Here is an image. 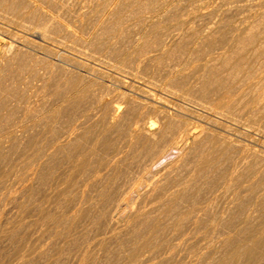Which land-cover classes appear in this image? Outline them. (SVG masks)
Here are the masks:
<instances>
[{"label":"rangeland","instance_id":"rangeland-1","mask_svg":"<svg viewBox=\"0 0 264 264\" xmlns=\"http://www.w3.org/2000/svg\"><path fill=\"white\" fill-rule=\"evenodd\" d=\"M15 1L0 0V264H130L146 240L155 248L145 255L156 257L147 264H177L185 257L178 264H219L229 244L241 241L240 227L263 234L264 0ZM253 25L257 42L231 51L234 39ZM224 58L231 66L223 65ZM118 105L122 122L136 119L162 129L156 142L184 135L183 150L150 166L139 150L125 147L127 129L119 136L112 128L111 110ZM57 110L61 114L49 118ZM215 149L212 174L199 169ZM226 150L225 159L220 153ZM244 156L257 163L253 191L229 180ZM179 227L186 235L176 232ZM170 239L188 249L175 258L180 247ZM167 241L172 250H165ZM193 248L196 258L188 254Z\"/></svg>","mask_w":264,"mask_h":264},{"label":"bare ground","instance_id":"bare-ground-1","mask_svg":"<svg viewBox=\"0 0 264 264\" xmlns=\"http://www.w3.org/2000/svg\"><path fill=\"white\" fill-rule=\"evenodd\" d=\"M4 1V0H3ZM15 1V0H14ZM19 1V0H18ZM7 2V1H6ZM6 2H4V3H6ZM16 2V1H15ZM21 2H22V0H21ZM202 2V1H201ZM254 2H257V1H254ZM14 4V3H13ZM16 4V3H15ZM17 5V4H16ZM247 5V4H246ZM245 5V6H246ZM250 5V4H249ZM202 6V5H201ZM236 6V5H235ZM240 6H242V5H240ZM245 6H243V7H245ZM248 6V5H247ZM246 6V7H247ZM240 8V7H239ZM234 10V9H233ZM251 10H252V8H251ZM249 11V10H248ZM8 13V12H7ZM225 13V12H224ZM228 13V12H227ZM233 13V12H232ZM54 14V13H53ZM139 14V13H138ZM169 14H170V12H169ZM173 14V13H172ZM10 15V14H9ZM48 15V14H47ZM198 15V14H197ZM202 15V14H201ZM52 16V15H51ZM245 16V15H244ZM49 17V16H48ZM52 18V17H51ZM58 18V17H57ZM163 18V17H162ZM228 18V17H227ZM48 19V18H47ZM181 19V18H180ZM185 19V18H184ZM56 20V19H55ZM195 21H196V19H195ZM59 22H61V21H59ZM199 22H201V20L199 21ZM217 22V21H216ZM62 23V22H61ZM194 23V22H193ZM45 24V23H44ZM198 24V23H197ZM200 24V23H199ZM192 25V24H191ZM196 26V25H195ZM213 26V25H212ZM219 26V25H218ZM233 26V25H232ZM119 27V26H118ZM177 27V26H176ZM175 27V28H176ZM190 27V26H189ZM200 26H198V28H199ZM209 27V26H208ZM111 28H112V26H111ZM192 28V27H191ZM212 28V27H211ZM231 28V27H230ZM255 25H253V26H251L248 30H249V32L248 33H246L245 35H243V34H241V35H239V36H237L235 39H234V43H233V45H231V51H236V49H241V50H244L245 49V47H248V46H252V45H254L256 42H257V39L260 37L259 35H257V32H254L255 31ZM68 29V28H67ZM71 29V28H70ZM184 29V28H183ZM203 29H205V28H203ZM224 29H225V27H224ZM21 30V29H20ZM189 30V29H188ZM247 30V29H246ZM27 31V30H26ZM40 31V30H39ZM45 31V30H44ZM58 31V30H57ZM60 31V30H59ZM202 31V30H201ZM204 31V30H203ZM207 31V33H208V30H205V32ZM17 32V31H16ZM47 32V31H46ZM91 32V31H90ZM172 32V31H171ZM211 32H214V31H211ZM229 32V31H228ZM180 33V32H179ZM181 33L183 34V32L181 31ZM180 33V34H181ZM187 33V32H186ZM158 34V33H157ZM195 34H196V32H195ZM197 34H199V32L197 33ZM203 34H205V33H203ZM143 35V34H142ZM144 35H145V33H144ZM175 35V34H174ZM202 35V34H201ZM44 34H42V33H39V32H37V36H36V38L37 39H39V40H41L42 42L44 41ZM167 36V35H166ZM182 36V35H181ZM215 36V35H214ZM223 36V35H222ZM35 37V36H34ZM52 37V36H51ZM141 37V36H140ZM156 37H157V35H156ZM163 37V36H162ZM161 37V38H162ZM201 38V37H200ZM264 38V37H263ZM26 39V38H25ZM147 39V38H146ZM163 39H165V38H163ZM169 39V38H168ZM177 39V38H176ZM174 37H172L171 36V39H169V41L170 42H174L175 40H176ZM24 40V39H23ZM27 40V39H26ZM97 40V39H96ZM112 40V39H111ZM138 40V39H137ZM153 40V39H152ZM162 40V39H161ZM161 40H159V41H161ZM13 41H14V39H13ZM21 41V40H20ZM26 42V41H25ZM41 42V43H42ZM88 42V41H87ZM127 43H129V41H126ZM148 42V41H147ZM198 42V41H197ZM34 43V42H33ZM40 43V44H41ZM140 43V42H139ZM11 44V43H10ZM9 44V45H10ZM137 44V43H136ZM142 44V43H141ZM160 44V43H159ZM165 44V43H164ZM42 45V44H41ZM53 45V44H52ZM135 45V44H134ZM170 45V44H169ZM168 44H166V46H169ZM201 45V44H200ZM34 46V45H33ZM117 46V45H116ZM157 46V45H156ZM162 46V45H161ZM208 46V45H207ZM30 47V46H29ZM135 47V46H134ZM165 47V46H164ZM6 48V47H5ZM14 48V45H11V46H9L8 47V49L9 50H4L3 51V53L2 54H5V53H9V52H11V50ZM32 48V47H31ZM98 48H101V47H98ZM107 48V47H106ZM18 49V48H17ZM20 49V48H19ZM155 49H156V47H155ZM160 49V48H159ZM193 49V48H192ZM141 50V49H140ZM145 50V49H144ZM156 50H158V48L156 49ZM165 50H167V49H165ZM206 50V49H205ZM8 51V52H7ZM19 51V50H18ZM56 51V50H55ZM25 52V51H24ZM99 52V51H98ZM110 52V51H109ZM144 52V51H143ZM162 52H164V51H162ZM94 53V52H93ZM92 53V54H93ZM96 53V52H95ZM152 53V52H151ZM160 53V52H159ZM205 53V52H204ZM227 53H228V51H227ZM57 54V53H56ZM62 53H60V55H61ZM110 54V53H109ZM144 54V53H143ZM167 54V53H166ZM94 55V54H93ZM93 55H91V56H93ZM111 55V54H110ZM142 55V54H141ZM201 55V54H200ZM200 55H199V57H200ZM15 56H16V54H15ZM33 56V55H32ZM74 56V55H73ZM95 56V55H94ZM132 56V55H131ZM140 56V55H139ZM142 56H144V55H142ZM152 56V55H151ZM162 56V55H161ZM35 57V56H34ZM133 57V56H132ZM141 57V56H140ZM147 57V56H146ZM159 57V56H158ZM10 58V57H9ZM78 58V57H77ZM137 58H138V56H137ZM147 58H150V57H147ZM161 58V57H160ZM23 59V58H22ZM90 59V58H89ZM136 59V58H135ZM141 58H139V60H140ZM143 59V58H142ZM170 59V58H169ZM209 59V58H208ZM3 60V59H2ZM154 60V59H153ZM157 60H158V58H157ZM156 60V61H157ZM218 60V59H217ZM244 60V59H243ZM102 61V60H101ZM125 61V60H124ZM141 61V60H140ZM149 61V60H148ZM139 62V61H138ZM145 62V61H144ZM153 62V61H152ZM125 63V62H124ZM134 63V62H133ZM146 63V62H145ZM222 63H223V65H225V67H228V66H231V62H230V60H227V59H225L224 58V60L222 61ZM55 64V63H54ZM147 64H148V62H147ZM151 64V63H150ZM145 65V64H144ZM6 66V65H5ZM147 66V65H146ZM148 66H149V64H148ZM240 64L239 63H236L235 64V69H240ZM134 67V66H133ZM143 68V67H142ZM147 68V67H146ZM100 70V69H99ZM112 70V69H111ZM151 71V70H150ZM140 72V71H139ZM147 72V71H146ZM221 73V72H220ZM41 74V73H40ZM127 74V73H126ZM140 74V73H139ZM53 75V74H52ZM89 75V74H88ZM54 76V75H53ZM138 77V76H137ZM231 77V76H230ZM240 77V76H239ZM32 78V77H31ZM184 79V78H183ZM127 80V79H126ZM213 80V79H212ZM122 81V80H121ZM35 82V81H34ZM136 82V81H135ZM38 83V82H37ZM260 84H263L264 85V79L263 80H261L260 81ZM48 85V84H47ZM222 85V84H221ZM40 86V85H39ZM256 86V85H255ZM129 87V86H128ZM145 87V86H144ZM83 88V87H82ZM85 88V87H84ZM131 90V89H130ZM41 91V90H40ZM149 91V90H148ZM258 92V91H257ZM17 93V92H16ZM46 93V92H45ZM163 93V92H162ZM175 94V93H174ZM69 95V94H68ZM262 95V94H261ZM70 96H71V94H70ZM125 96V95H124ZM149 96V95H148ZM32 97V96H31ZM73 97V96H72ZM237 97V96H236ZM124 98V97H123ZM127 98V97H126ZM247 98V97H246ZM130 99H132V98H130ZM60 100V99H59ZM94 100V99H93ZM101 100V99H100ZM122 100V99H121ZM120 100V101H121ZM125 100V99H124ZM154 100V99H153ZM68 101V100H67ZM70 102V101H69ZM100 103H102V102H100ZM139 104V103H138ZM98 105V104H97ZM101 105V104H100ZM24 107V106H23ZM65 107V106H64ZM71 107V106H70ZM123 107V106H122ZM134 107H136V106H134ZM148 107V106H147ZM63 108V107H62ZM153 108V107H152ZM195 108V107H194ZM123 109V108H122ZM142 109V108H141ZM146 109V108H145ZM125 110V109H124ZM121 108L119 107V105L118 106H114L113 108H112V110H111V114H110V119H111V124H112V128L113 129H116V133L119 135V136H123L124 134H125V131H124V128L125 129H127V132L128 133H126L127 134V137H128V141L126 142L127 144H126V146L125 147H127V149H129V150H131V151H133V150H139V152H140V157L142 158V160H144L145 162H148L149 164H150V166H153V165H155L162 157H163V155L164 154H166L167 152H169V151H174V150H177V151H182L183 150V144H184V135L183 136H179L180 138H172L171 140H166V141H164V142H156L154 139H156L155 138V136H157L158 135V132H160L162 129H160L159 128V131H155V127H154V123H150V128L149 127H147V123H145V122H142V121H140V120H136V119H132V120H127L126 122H122L121 121V115H120V113H121ZM52 112V111H51ZM54 112V111H53ZM61 110H57V111H55L54 113H52V114H50L49 113V118H52L55 114L56 115H60L61 114ZM123 112V111H122ZM145 112V111H144ZM90 113V112H89ZM5 114V113H4ZM69 116V115H68ZM106 116H107V114H106ZM105 116V117H106ZM109 116V115H108ZM88 117V116H87ZM156 117V116H155ZM154 117V119H156ZM24 118V117H23ZM109 119V120H110ZM250 119V118H249ZM73 121H75V120H73ZM77 121V120H76ZM151 121V120H150ZM156 121V120H155ZM155 121H153V122H155ZM83 122V121H82ZM87 122V121H86ZM148 122V121H147ZM158 122V121H157ZM163 122V121H162ZM175 122V121H174ZM76 124V123H75ZM149 125V124H148ZM156 125V124H155ZM76 126V125H75ZM126 126H127V128H126ZM181 126V125H180ZM16 130H18V129H16ZM80 130V129H79ZM107 130V129H106ZM157 130V129H156ZM188 130V129H187ZM75 131V130H74ZM172 131V130H171ZM200 132V131H199ZM183 133H185V132H183ZM161 134V133H160ZM172 134V133H171ZM177 134V133H176ZM190 134V133H189ZM188 134V135H189ZM193 134H195V132L193 133ZM8 135V134H7ZM202 135V134H201ZM64 136V135H63ZM192 136V135H191ZM190 136V137H191ZM233 136V135H232ZM199 137H200V135H199ZM237 137V136H236ZM3 138V137H2ZM76 138V137H75ZM78 138V137H77ZM94 139H96V138H94ZM93 139V140H94ZM1 140V139H0ZM190 140V139H189ZM228 140V139H227ZM213 142H215V141H213ZM226 142V141H225ZM121 143V142H120ZM187 143V142H186ZM30 144V143H29ZM228 144V143H227ZM216 145V144H215ZM236 145H237V143H236ZM58 146V145H57ZM219 146V145H218ZM37 147V146H36ZM39 147V146H38ZM102 147V146H101ZM120 147V146H119ZM76 148V147H75ZM198 148V147H197ZM231 148V147H230ZM229 148V149H230ZM85 149V148H84ZM233 149V148H232ZM237 149V148H236ZM92 150V149H91ZM188 150V149H187ZM228 150V149H227ZM222 151V153H220V155H221V157L222 158H227V156H228V151ZM50 151H51V149H50ZM95 151V150H94ZM83 152V151H82ZM138 152V153H139ZM188 152V151H187ZM63 153V152H62ZM121 152H117L116 154H115V156H118L119 154H120ZM128 153V152H127ZM137 153V152H136ZM216 153V149L212 152V154H210L211 156L210 157H207V158H204V159H202L201 161H200V164H198V162H197V164L198 165H201V167L199 168V169H204V168H210L209 170L211 171V174H212V171L214 170V166L215 165H217V163H218V157H216V155H214ZM52 154V153H51ZM69 154V153H68ZM72 154V153H71ZM107 154H109L108 152H107ZM122 154H123V152H122ZM121 154V155H122ZM244 154V153H243ZM48 156H49V153L47 154ZM64 155H65V153H64ZM70 155V154H69ZM125 155V154H124ZM179 155V154H178ZM51 156V155H50ZM176 156V155H175ZM260 156H261V154H260ZM98 157V156H97ZM122 157V156H121ZM136 157V156H135ZM174 157V156H173ZM220 157V158H221ZM68 158V157H67ZM66 158V159H67ZM130 158V157H129ZM115 159V158H114ZM118 159V158H117ZM138 159H140V158H138ZM184 159V158H183ZM250 159V158H249ZM78 160V159H77ZM110 160V159H109ZM127 160V159H126ZM197 160V159H196ZM251 160V159H250ZM58 161V160H57ZM92 161V160H91ZM133 161H135V160H133ZM132 161V162H133ZM172 161V160H171ZM101 162V161H100ZM106 162V161H105ZM107 162H108V159H107ZM130 162V161H129ZM178 162V161H177ZM94 163V162H93ZM103 163V162H102ZM112 163H113V161H112ZM125 163V162H124ZM140 163H143L142 161L140 162ZM139 163V164H140ZM147 163V164H148ZM160 163V162H159ZM224 163L226 164V162L224 161ZM74 164V163H73ZM92 164V163H91ZM145 164V163H144ZM93 165H95V163L94 164H92V166ZM164 165V164H163ZM70 166V165H69ZM146 166V165H145ZM235 168H234V170L231 172V174H230V181L232 180V181H236L237 182V186L238 187H247L250 191H253L256 187H258L254 182H253V180H254V178L256 177V175H257V173H258V170H257V163H255V162H251V163H249V161H248V158L246 157V156H244V157H240L237 161H236V163H235ZM94 167V166H93ZM97 167V166H96ZM102 167H103V164H102ZM131 167V166H130ZM137 167H139V166H137ZM137 167L135 166V169H137ZM143 167H144V165H143ZM89 168H90V166H89ZM99 168V167H98ZM101 168V167H100ZM99 168V169H100ZM109 168V167H108ZM132 168V167H131ZM140 169H141V167H139ZM221 168V167H220ZM219 168V169H220ZM112 169V168H111ZM115 169V168H114ZM151 169V168H150ZM157 169V168H156ZM262 169V168H261ZM29 170V169H28ZM45 170H47V169H45ZM101 170H102V168H101ZM105 170H107V168L105 169ZM110 170V169H109ZM123 170H124V168H123ZM139 170V169H138ZM152 170V169H151ZM202 170H200V171H202ZM48 171V170H47ZM116 171V170H115ZM204 171V170H203ZM51 172V171H50ZM72 172V171H71ZM100 172V171H99ZM104 172V171H103ZM107 172H109V171H106V173ZM111 172V171H110ZM117 172V171H116ZM125 172H126V170H125ZM226 172V171H225ZM227 172H228V170H227ZM263 172V171H262ZM64 173V172H63ZM105 173V172H104ZM127 173H129V172H127ZM137 173H138V171H137ZM170 173V172H169ZM223 173H224V171H223ZM83 174V173H82ZM108 175H110V173H107ZM148 174V173H147ZM259 174V173H258ZM62 175V174H61ZM116 175H118V174H116ZM162 175V174H161ZM227 175V174H226ZM23 176V175H22ZM50 176V175H49ZM115 176V175H114ZM147 176V175H146ZM25 177V176H24ZM125 177V176H124ZM142 177V176H141ZM158 177V176H157ZM194 177V176H193ZM222 177V176H221ZM258 177V176H257ZM256 177V178H257ZM145 178V177H144ZM209 178V177H208ZM20 179V178H19ZM113 179H114V177H113ZM136 179V178H135ZM141 179V178H140ZM154 179V178H153ZM104 180V179H103ZM139 180V179H138ZM142 180V179H141ZM145 180V179H144ZM184 180V179H183ZM219 180H220V176H215V182L216 183H218L219 182ZM25 181H27V180H25ZM59 181V180H58ZM136 181H137V179H136ZM148 181V180H147ZM171 181H173V180H171ZM189 181V180H188ZM192 181V180H191ZM59 183V182H58ZM115 183H116V181H115ZM152 183V182H151ZM165 183V182H164ZM212 183V182H211ZM222 183V182H221ZM26 185H27V183H25ZM111 184V183H110ZM117 184V183H116ZM133 184V183H132ZM145 184H146V182H145ZM62 185V184H61ZM115 185V184H114ZM147 185V184H146ZM145 185V186H146ZM149 185V184H148ZM151 185V184H150ZM21 186V185H20ZM142 186V185H141ZM194 186V185H193ZM60 187V186H59ZM114 187V186H113ZM116 187V186H115ZM133 187V186H132ZM149 187V186H148ZM188 187V186H187ZM196 187V186H195ZM231 187V186H230ZM23 188V187H22ZM28 188V187H27ZM111 188V187H110ZM128 188H129V186H128ZM143 188V187H142ZM180 188H182V187H180ZM116 189V188H115ZM41 190V189H40ZM69 190V189H68ZM126 190V189H125ZM130 190H131V188H130ZM200 190V189H199ZM225 190V189H224ZM229 190V189H228ZM43 191V190H42ZM61 191V190H60ZM114 191V190H113ZM153 191V190H152ZM240 191V190H239ZM30 192V191H29ZM56 192V191H55ZM116 193H117V191H115ZM129 192V191H128ZM214 192V191H213ZM221 192V191H220ZM227 192V191H226ZM230 192V191H229ZM23 193V192H22ZM79 193V192H78ZM120 193V192H119ZM125 193V192H124ZM131 193V192H130ZM152 193V192H151ZM251 193V192H250ZM259 193V192H258ZM264 193V192H263ZM59 194V193H58ZM122 194V193H121ZM128 194V193H127ZM126 194V195H127ZM144 194V193H143ZM181 193H179V196H182V195H180ZM228 194V193H227ZM233 194V193H232ZM236 194V193H235ZM238 194V193H237ZM262 194V193H261ZM52 195V194H51ZM135 195H137V194H135ZM148 195V193H146V196ZM150 195H153V194H150ZM173 195V194H172ZM215 195V194H214ZM234 195V194H233ZM240 195V194H239ZM101 196H103V197H105V198H107L106 200L107 201H111L112 199H113V195H110V194H107L106 193V191H102L101 192ZM171 196V195H170ZM176 196H178V195H176ZM216 196V195H215ZM214 196V197H215ZM261 196V195H260ZM118 197V196H117ZM116 197V198H117ZM125 197V196H124ZM222 197V196H221ZM242 197V196H241ZM62 198V197H61ZM60 198V199H61ZM181 198V197H180ZM213 198V197H212ZM236 198V197H235ZM138 199V198H137ZM160 199V198H159ZM185 199V198H184ZM216 199H218V198H216ZM222 200H223V198H221ZM229 199V198H228ZM234 199V198H233ZM31 200V199H30ZM58 200V199H57ZM123 200H124V198H123ZM122 200V201H123ZM127 200V199H126ZM176 200V199H175ZM209 200H210V198H209ZM214 201H215V198L213 199ZM261 200H263L264 201V194H263V196H262V199ZM24 201V200H23ZM32 201V200H31ZM132 201V200H131ZM138 201V200H137ZM154 201V200H153ZM159 201V200H158ZM162 201V200H161ZM181 201H182V199H181ZM180 201V202H181ZM218 201V200H217ZM258 201V200H257ZM117 202V201H116ZM125 202V201H124ZM206 202V201H205ZM234 202V201H233ZM73 203V202H72ZM170 203L171 204H173V206H174V203H175V201H174V199H171V201H170ZM187 203V202H186ZM227 203H228V201H227ZM232 203V202H231ZM32 204V203H31ZM120 204V203H119ZM126 204V203H125ZM162 204V203H161ZM171 204H169V205H171ZM198 204V203H197ZM209 204V203H208ZM220 204V203H219ZM238 204V203H237ZM210 205H211V203H210ZM215 205V204H214ZM128 206V205H127ZM190 206H192V204L190 205ZM218 206V205H217ZM260 206V205H259ZM118 207H120V206H118ZM140 207V206H139ZM170 207V206H169ZM175 207V206H174ZM210 207V206H209ZM229 207L231 208L232 206H230L229 205ZM154 208V207H153ZM171 208H172V206H171ZM204 209L205 208H207L206 206L205 207H203ZM259 208V207H258ZM199 209V208H198ZM260 209V208H259ZM120 210V209H119ZM132 210V209H131ZM142 210V209H141ZM153 210V209H152ZM165 210V209H164ZM168 209H166V211H167ZM215 210V209H214ZM57 211V210H56ZM99 211V210H98ZM104 211V210H103ZM105 211H106V209H105ZM108 211V210H107ZM116 211H117V208H116ZM127 211V210H126ZM193 211V210H192ZM213 211V210H212ZM37 212V211H36ZM76 212V211H75ZM115 212V211H114ZM155 212V211H154ZM157 212V211H156ZM174 212V211H173ZM179 212V211H178ZM177 212V213H178ZM181 212V211H180ZM196 212H197V210H196ZM195 212V213H196ZM221 212V211H220ZM115 213H117V212H115ZM127 213V212H126ZM132 213V212H131ZM134 213V212H133ZM142 213V212H141ZM187 213V212H186ZM214 213V212H213ZM20 214V213H19ZM22 214V213H21ZM72 214V213H71ZM77 214V213H76ZM122 214H124V213H122ZM217 214V213H216ZM23 215V214H22ZM125 215V214H124ZM196 215H198V212H197V214ZM196 215H195V217H196ZM218 215V214H217ZM103 216V215H102ZM120 216H121V214H120ZM171 216V215H170ZM169 216V218L170 219H172V218H174V216L173 217H170ZM191 216V215H190ZM231 216V215H230ZM236 216V215H235ZM124 217V216H123ZM164 217H166V215L164 214ZM177 217H178V215H177ZM186 217V216H185ZM233 218H234V216H232ZM50 219H51V217H49ZM167 218V217H166ZM165 218V219H166ZM199 218H201V217H199ZM198 218V219H199ZM221 218V217H220ZM79 219V218H78ZM113 219V218H112ZM132 219V218H131ZM142 219V218H141ZM140 219V220H141ZM174 219H176V217L174 218ZM173 219V220H174ZM197 219V218H196ZM224 219H226V218H224ZM229 219V218H228ZM178 220V219H177ZM184 220V219H183ZM193 220V219H192ZM195 220V219H194ZM200 220V219H199ZM54 221V220H53ZM221 221H223V220H221ZM112 221H110V223H111ZM180 222H182V220L180 221ZM224 222V221H223ZM235 222V221H234ZM148 223V222H147ZM182 223H184V221L182 222ZM200 223H203V222H200ZM199 223V224H200ZM222 223V222H221ZM235 223H237V222H235ZM251 223V222H250ZM22 224V223H21ZM36 224V223H35ZM52 224H53V222H52ZM177 224V223H176ZM181 224V223H180ZM185 224V223H184ZM183 224V226H181V227H183V229H187V228H185L184 226H186V224L184 225ZM197 224V223H196ZM198 225V224H197ZM196 225V227H198ZM201 225V224H200ZM211 225H212V223H211ZM219 225H220V222H219ZM224 225H225V223H224ZM227 225V224H226ZM21 226V225H20ZM153 226V225H152ZM176 226H179V224L178 225H176ZM192 226H194V225H192ZM202 226V225H201ZM200 226V227H201ZM233 226V225H232ZM235 226H237V225H235ZM241 226V225H240ZM256 226V225H255ZM263 226V225H262ZM262 226H260V228L262 227ZM68 227V226H67ZM181 227H179V228H181ZM187 227V226H186ZM199 227V228H200ZM221 227H223V226H221ZM220 227V228H221ZM140 228V227H139ZM153 228V227H152ZM161 228H162V226H161ZM160 228V229H161ZM173 228V227H172ZM192 228H194V227H192ZM259 228V227H258ZM150 229V228H149ZM198 229V228H197ZM202 229V228H201ZM204 229V228H203ZM161 230H163V229H161ZM175 230H177L176 232H178V233H181L183 230H182V228L181 229H175ZM174 230V231H175ZM196 230V229H195ZM199 230V229H198ZM197 230V231H198ZM208 230V229H207ZM235 230V229H234ZM238 230V229H237ZM179 231H181V232H179ZM186 231V230H185ZM184 231V232H185ZM188 231H191V230H188ZM201 231H203V230H201ZM210 231V230H209ZM250 231H258V233H259V230L257 229V230H253V228L252 227H250L249 225H244V226H242V227H240V230H239V232L241 233L242 232V234H244L242 237L240 236V239H241V241H239V243L238 244H236V245H233V243H234V241H233V239L231 240V241H233V243H232V245H233V247L231 246V244H229V250H228V252L226 251V254L224 253L223 255H225V256H223V255H221V256H223V257H221V259L219 258V260H221L220 261V263L219 264H234V262L235 261H239L240 262V264H264V228L263 229H261L260 231H262V235H257L256 234V232L255 233H251ZM184 232H182V233H184ZM213 232V231H212ZM65 233V232H64ZM186 233V232H185ZM184 233V235H186ZM188 233V232H187ZM191 233H189V235H190ZM207 234V233H206ZM49 235V234H48ZM148 235V234H147ZM175 235V234H174ZM178 235V234H177ZM183 235V234H182ZM200 235V234H199ZM5 236V235H4ZM157 236V235H156ZM167 236V235H166ZM170 236H172V235H170ZM187 236H188V234H187ZM208 236V235H207ZM214 236V235H213ZM212 236V237H213ZM235 236V235H234ZM236 236H238L237 234H236ZM235 236V237H236ZM1 237V236H0ZM160 237V236H159ZM168 237V236H167ZM189 237H191V236H189ZM216 237V236H215ZM229 237V236H228ZM231 237V236H230ZM229 237V238H230ZM62 238V237H61ZM133 238V237H132ZM154 238V237H153ZM178 238V237H177ZM184 238V237H183ZM187 238V237H186ZM226 238V237H225ZM225 238H223L222 239V243H223V241H224V239ZM3 239V238H2ZM9 239V238H8ZM101 239V238H100ZM155 239V238H154ZM157 239H159V238H157ZM157 239H155V240H157ZM161 239V238H160ZM163 239V238H162ZM179 239V238H178ZM178 239H176V242H178L179 240ZM187 239H189V238H187ZM237 239V238H236ZM239 239V238H238ZM239 239V240H240ZM11 240V239H10ZM169 240V239H168ZM191 240V239H190ZM194 240V239H193ZM229 240V239H228ZM228 240H227V238H226V241L228 242ZM138 241H139V239H138ZM160 241V240H159ZM175 241V240H174ZM189 241V240H188ZM198 241V240H197ZM214 241V240H213ZM225 241V242H226ZM8 242V241H7ZM41 242V241H40ZM53 242H55V241H53ZM168 242V241H167ZM170 244L172 245V246H174L175 244H177L176 242H174L173 244L171 243L172 241H171V239H170ZM169 242L166 244L167 246H168V244H169ZM181 242V241H180ZM179 242V243H180ZM183 242V241H182ZM196 242V241H195ZM209 242H211V241H209ZM229 242H230V240H229ZM189 243H190V241H189ZM194 243V242H193ZM231 243V242H230ZM48 244V243H47ZM169 244V245H170ZM184 244V243H183ZM191 244V243H190ZM198 244V243H197ZM207 244V243H206ZM225 244V243H224ZM223 244V245H224ZM6 245H8V244H6ZM41 245V244H40ZM153 245H154V243H153ZM153 245L151 244V242L150 241H148V240H146L143 244H142V246H141V249H136V250H134V252H132V254L130 255V257H129V261H130V264H147V263H149V262H151V261H153V260H155L156 259V257H153V255L151 254V256H146L145 255V252H151L152 250H153V248H155V246L153 247ZM164 245V244H163ZM178 245L179 244H177V247H178ZM196 245V244H195ZM220 245V244H219ZM34 246V245H33ZM114 246V245H113ZM181 246V243H180V245H179V247ZM185 246H186V243H185ZM196 246H198V245H196ZM213 246V245H212ZM224 246H226V244L224 245ZM1 247H2V245H1ZM137 247V246H136ZM171 247V246H170ZM170 247L168 246L167 248H169V249H165V250H172V247H171V249H170ZM176 246H175V248H177ZM183 247V246H182ZM182 247H180V248H178V251H175V258H177L178 256H176V254H178L179 255V250L181 251L182 250ZM195 247V246H194ZM206 247V246H205ZM219 247V246H218ZM227 247V248H228ZM230 247H232V248H230ZM15 248V247H14ZM20 248V247H19ZM21 248H23L22 246H21ZM41 248V247H40ZM128 248V247H127ZM184 248V250L186 249H188V247H183ZM191 248V247H190ZM202 248H204V247H202ZM212 248V247H211ZM156 249H158V247L156 248ZM155 249V250H156ZM164 248H162V250H163ZM197 249H201V248H199V247H197ZM206 249V248H205ZM218 249H220V248H218ZM76 250V249H75ZM119 250V249H118ZM121 250V249H120ZM127 250V249H126ZM175 250V249H174ZM173 250V251H174ZM195 249L193 248V250H189L188 252L186 251V253H188V254H190L191 252L193 253V255L195 254L193 251H194ZM225 250V249H224ZM227 250V249H226ZM161 251V250H160ZM196 251V250H195ZM220 251H221V249H220ZM223 251V250H222ZM38 252V251H37ZM116 252V251H115ZM162 252H164V250L162 251ZM170 252L171 251H169V254H170ZM177 252V253H176ZM182 252V251H181ZM197 252H199V251H197ZM208 252V251H207ZM9 253V252H8ZM15 253V252H14ZM24 253V252H23ZM154 253V252H153ZM172 253H174V252H172ZM171 253V254H172ZM200 253V252H199ZM198 253V254H199ZM202 253V252H201ZM212 253V252H211ZM29 254V253H28ZM36 254V253H35ZM171 254H170V256H171ZM185 256H187L188 254H185V253H183ZM182 254V257L184 256ZM25 255V254H24ZM96 255V254H95ZM156 255V254H155ZM174 255V254H173ZM173 255H172V257H173ZM181 255V254H180ZM179 255V256H180ZM191 255V254H190ZM197 255V253L194 255L195 256V258L197 257L196 256ZM211 255V254H210ZM209 255V257H211ZM3 256V255H2ZM1 256V257H2ZM46 256V255H45ZM192 256V255H191ZM201 256V255H200ZM199 255H198V257H200ZM203 256V255H202ZM207 256V255H206ZM4 257V256H3ZM16 257V256H15ZM21 257V256H20ZM57 257H59V256H57ZM172 257L170 258L171 260H173L172 259ZM188 257V256H187ZM205 257V256H204ZM204 257H202V258H204ZM207 258V257H205V258H207V259H210V258ZM11 258V257H10ZM184 258V257H183ZM186 258V257H185ZM185 258H184V260H185ZM194 258V259H195ZM204 258V259H205ZM212 258V257H211ZM217 258V257H216ZM223 258V259H222ZM12 259H13V257H12ZM49 259V258H48ZM125 259V258H124ZM178 259H180L179 261H182L183 259L182 258H178ZM178 259H177V264L179 263V261H178ZM190 259H191V257H190ZM199 259H201V258H198V260ZM204 259H203V262H204ZM215 259V258H214ZM213 259V260H214ZM0 260H1V258H0ZM16 260V259H15ZM24 260V259H23ZM175 260V259H174ZM183 260V261H184ZM186 260H188L187 258H186ZM192 260H193V257H192ZM202 260V259H201ZM14 261V260H13ZM19 261H21V258L19 259ZM26 261V260H25ZM44 261V260H43ZM195 261V260H194ZM197 261V260H196ZM196 261H195V264H197L198 263V261H197V263H196ZM215 261L216 260H214V263H215ZM218 261V260H217ZM0 262H4L3 261V259H2V261H0ZM15 262V261H14ZM28 262V261H27ZM31 262V261H30ZM59 262V261H58ZM57 262V263H58ZM61 262V261H60ZM173 262H175V261H173ZM219 262V261H218ZM218 262H217V264H218ZM22 263V262H21ZM24 263V262H23ZM34 263V262H33ZM32 263V264H33ZM48 263V262H47ZM46 263V264H47ZM124 263V262H123ZM167 263H169V261H167ZM167 263H165V261H162V260H160V261H158L157 262V264H167ZM170 263H172V262H170ZM176 263V262H175ZM183 263V262H182ZM184 263H185V261H184ZM183 263V264H184ZM236 263V262H235ZM16 264V263H15ZM28 264V263H27ZM95 264V263H94ZM187 264V263H186ZM188 264H192V263H188ZM200 264V263H199ZM201 264H203V263H201ZM208 264V263H207ZM211 264V263H210ZM216 264V263H215Z\"/></svg>","mask_w":264,"mask_h":264}]
</instances>
